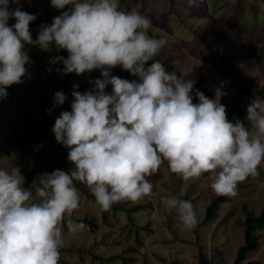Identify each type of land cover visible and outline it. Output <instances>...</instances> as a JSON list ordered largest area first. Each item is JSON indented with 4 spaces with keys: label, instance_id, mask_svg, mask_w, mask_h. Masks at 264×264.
I'll return each instance as SVG.
<instances>
[{
    "label": "clouds",
    "instance_id": "9594fccd",
    "mask_svg": "<svg viewBox=\"0 0 264 264\" xmlns=\"http://www.w3.org/2000/svg\"><path fill=\"white\" fill-rule=\"evenodd\" d=\"M50 3L57 10L68 7L50 25L42 24L34 40L30 24L36 15L23 11L21 0H0V100L7 98L9 86L24 82L31 62L25 45L42 50L55 45L68 53L50 61L63 64L56 71L80 76L100 70L102 78L89 81L92 90L81 92L74 85L71 110L56 118L51 131L68 149L67 159L75 169L47 174L36 189L40 202H32L33 192L23 187L19 167L11 172L0 168V264H59L64 222L80 204L74 182L86 185L101 209L109 211L119 202L151 195L149 178L164 161L185 181L211 174V188L220 196H237L238 184L259 175L264 163V100L255 98L247 106L251 128L238 118L230 121L220 102L228 94L223 85L209 98L194 89V80L169 72L153 59L168 41L149 35L152 18L139 5L125 11L119 0ZM186 3L197 7L203 0ZM117 66L138 79L112 75ZM108 85L111 93L105 91ZM67 98L56 92L54 107ZM162 200L178 213L185 229L197 226L190 200ZM68 226L73 232L85 227L70 219Z\"/></svg>",
    "mask_w": 264,
    "mask_h": 264
},
{
    "label": "rangeland",
    "instance_id": "374dc122",
    "mask_svg": "<svg viewBox=\"0 0 264 264\" xmlns=\"http://www.w3.org/2000/svg\"><path fill=\"white\" fill-rule=\"evenodd\" d=\"M26 0H21L23 6ZM121 9L128 11L139 5L140 11L152 18L153 28L149 35L154 38L165 37L167 44L162 48L159 57L172 56L178 76L199 81L194 89L203 92L209 98H215V89L223 85L228 94L220 102L226 106L228 119L238 118L247 124V106L258 96L249 92L235 77L228 73L229 57H241L244 62L241 69L254 75L260 84H264V59L259 52L239 42L228 43L233 38L241 41H259L264 44V2L263 0H203L197 7H189L186 0H119ZM50 0H30L24 11L32 14L39 11ZM12 8L15 5H11ZM67 7L64 10H67ZM157 8L159 10H157ZM61 10V11H64ZM15 23L12 19L9 24ZM46 24L40 22L39 25ZM206 37L205 40L197 35ZM209 41V42H208ZM218 44V45H217ZM30 63L26 65L28 73L23 83L13 85V92L7 89L6 99L0 100V140L10 147V154L0 161V168L9 172L19 167L26 179L27 175L37 168L33 181L25 189L33 192V201L40 202L36 189L41 187V180L47 178L56 169L69 171L75 165L67 159L68 149L57 143L51 129L61 111H70L74 88L68 84H80L100 70L80 76L76 74L66 82L68 74L53 69L50 61L56 57L52 45L50 50L39 46L26 48ZM261 56V57H260ZM116 68H120L117 66ZM51 69V71H49ZM112 75L116 74L111 72ZM121 78L138 79L125 72ZM68 83V84H67ZM91 84L81 92L94 89ZM111 85L105 89L111 93ZM61 91L68 98L63 105L55 106V93ZM194 103H198L195 92ZM232 103H228L231 102ZM234 101V102H233ZM236 102V103H235ZM43 106L48 115L44 123ZM51 109V112H49ZM15 130L23 138L21 146L12 135ZM259 175L249 177L238 186V195L227 197L221 204L218 216L202 225L187 230L179 220L175 210L167 208L162 198L187 195L195 199L194 206L199 220L203 219L206 207L216 193L211 188V174L205 173L199 180H183L172 173L167 161L161 165L157 174L149 179L153 183V192L138 202H127L130 205L146 204V207L132 212L111 210L109 222H104L102 209L93 197H90L87 186L74 182L80 194L79 208L70 218H66L63 227L64 247L89 248L95 253L110 257L122 254L117 259L95 260L88 252L62 251L59 264H198V257L204 252L218 264H234L238 247L243 243L244 215L242 206L247 204L255 212L264 207V163L259 166ZM94 217L95 227L80 221L81 218ZM68 219L72 224L83 223L85 227L75 232L69 230ZM139 231L140 241L137 240ZM258 248L248 253L241 264H264V229ZM133 248V250H131Z\"/></svg>",
    "mask_w": 264,
    "mask_h": 264
},
{
    "label": "trees",
    "instance_id": "16d2710c",
    "mask_svg": "<svg viewBox=\"0 0 264 264\" xmlns=\"http://www.w3.org/2000/svg\"><path fill=\"white\" fill-rule=\"evenodd\" d=\"M263 2H264V0H263ZM29 4H30V0H26L22 6V10L24 11L25 8ZM61 13H62V11L54 9L51 6V3H48L39 11L33 12L32 14H35L37 17L36 20L30 24V31H31L33 39L35 40L38 37V32H39V28H40L39 23L40 22H45L46 24L50 25L52 22V19L54 17L60 15ZM197 35L199 36V38H201L203 40L206 39V37L201 36L199 33H197ZM150 36H153V35L150 34ZM229 40L230 39L227 40L228 43L239 42V44H243V45L246 44L249 48H252L253 50L259 52V54L262 55L263 59H264V44H261L259 41H241L238 38H233V39H231V41H229ZM25 47L31 48L34 46L33 45H25ZM52 49H53L55 56H64L65 58H67L68 53L66 50L58 49L55 45H52ZM153 59L160 61L163 64V66L166 68V70H168V71H172L175 68V64H174L172 56L165 57V58L156 56ZM243 62H244V60L241 57H237V56H233L232 58L229 57V61L227 62L228 73L230 75H232L233 77H235L239 82H241L247 88V90L249 92L258 96L261 100H264V84H260L254 75L250 74L248 71L241 69L240 65ZM148 63L150 64V63H152V61H149ZM60 64L61 63L54 64L53 69H56L57 67H59ZM111 72H114L116 74V76H118V77H122L124 75V73L127 71H124L121 68H114L111 70ZM74 75H75V73H69L66 77V82L69 83V80L72 77H74ZM97 78H102L100 71H98L95 75H92L86 81H84L80 84H75V83H70V84L67 83V84L72 88L74 85H79L78 89L83 90L92 84V83H89L90 80H95ZM200 80H202V78H200L199 81L195 82V85H198L200 83ZM7 89L10 92L14 91L13 85L9 86ZM228 103L230 104V103H232V101L228 102ZM42 109H43V114H44V119H45L44 123L47 124L48 115L44 111L45 106H43ZM12 135H13L14 139L16 141H18L21 146H23L25 144L26 140H24L19 135H17L15 130H12ZM7 144L4 141L0 140V161L2 159H4V157H6L10 154V147ZM39 169L40 170H52L51 168H37V167H35L33 169V171H31L27 175V177L23 183L24 186L27 187L32 183L33 175H34L35 171L39 170ZM240 185H241V183L238 184V186H240ZM88 195L95 199V197L91 193H88ZM181 199L190 200L192 202V204H194V202H195V199H190L187 195L181 196ZM226 199H227V196H220L217 194L214 195L212 197L210 203L206 207L205 216L203 217V219L199 220L198 225L200 226L209 220L215 219L218 216V211L221 207V204H223L226 201ZM127 202L128 201L119 202V203L113 205L109 211L102 210V218H103L104 222H109V215H110L111 210H114V211L125 210L129 213V215H131L132 212L139 211V210L146 207V204H143V203L138 204V205H130L129 207H127V205H126ZM242 212L244 215V220L242 221V224H243V240L244 241L237 249L234 264H241L247 258V255L249 252L254 251L258 248V246L260 244V238H261L260 231L264 229V207L260 210V212L257 213L254 210H252L251 208H249V206L247 204H244L242 206ZM79 220L84 221L87 224H90V226L92 228L95 227L94 217H91V218L85 217V218H81ZM136 236H137V240L140 241L139 231H137ZM131 250H133V248H131ZM62 251L79 252V253L81 251H85V252H88V254H90L93 259L99 260V261H102V260L110 261L112 259H117V258H121V257L125 262H127V260H133V258H127V257L123 256L122 254H115V255H112L110 257H104L103 255L95 253L91 247H89V248H78V249H76L74 247H62L60 249V252H62ZM198 262H199L198 264H218L217 262H215L214 260L209 258L204 252H201L199 254Z\"/></svg>",
    "mask_w": 264,
    "mask_h": 264
}]
</instances>
